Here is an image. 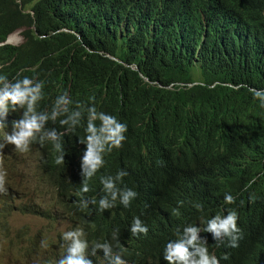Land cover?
I'll use <instances>...</instances> for the list:
<instances>
[{
    "label": "trees",
    "instance_id": "16d2710c",
    "mask_svg": "<svg viewBox=\"0 0 264 264\" xmlns=\"http://www.w3.org/2000/svg\"><path fill=\"white\" fill-rule=\"evenodd\" d=\"M17 73L43 82V101L67 92L127 125L126 139L105 155L82 194L98 199L100 175L127 171L121 186L137 196L127 209L117 203L108 212L117 227L114 251L126 264H166L160 253L173 230L221 213L225 192L235 197L227 207L238 213V247L200 235L218 259L227 255L220 264H264V109L249 92L264 88V0H0V75ZM10 114L16 119L19 110ZM62 134L63 164L54 163L47 142L39 154L55 188L49 199L0 201V252H7L0 264H50L61 253L51 237L44 250L38 234L19 243L11 213L76 226L83 128ZM133 216L146 235L127 231ZM90 258L105 264L100 250Z\"/></svg>",
    "mask_w": 264,
    "mask_h": 264
},
{
    "label": "clouds",
    "instance_id": "9594fccd",
    "mask_svg": "<svg viewBox=\"0 0 264 264\" xmlns=\"http://www.w3.org/2000/svg\"><path fill=\"white\" fill-rule=\"evenodd\" d=\"M131 67L137 70L135 66ZM43 86L42 81L20 76L19 73L12 79L0 75V191L4 190L3 185L6 189H11L17 201L18 192L14 187L18 184L17 177L22 180L30 172L36 186L28 193L27 198L34 199L37 203L47 201L50 194L55 192V188L41 169L39 160L41 146L45 142L49 143L56 153L54 163L61 165L65 156L62 132L82 127L83 136L77 137V143L84 145L79 157L81 198L75 202L80 210L74 213L76 226L70 225L61 234L57 233L55 240L51 237L50 247L57 248L61 253L56 261L50 264H93L90 257H94L97 250L102 252L105 264H126L121 250L114 251V247L119 245V240L117 227L108 212L117 203L127 209L137 196V192L132 188L121 186L123 177L128 175L127 171L119 169L114 175H100L101 195L98 199L86 198L82 194L89 191L88 181L104 166L105 155L114 148L118 149L126 139L124 133L127 131V125L115 115L98 111L95 103L85 105L73 101L67 92L58 94L52 103L48 100L43 101ZM249 92L252 99L258 102L259 108L264 109V88H249ZM17 110L18 118L14 119L13 114L8 115L10 111L13 113ZM49 122H58L59 125L65 126L64 130L58 132L56 128H50ZM32 146L33 149L29 150ZM9 157L13 158L8 161ZM27 159L32 163L29 170L24 167ZM251 183L250 181L249 184ZM249 198L251 199V196ZM234 202L235 197L225 192L221 213L211 215L209 218H199L198 225L197 222L178 225L172 233L174 238L168 239L162 245L160 259L166 261V264H220V259H227L226 254L218 259L211 253L207 247V237L200 234H211L212 241L217 247L221 245L227 248L238 247L241 238V230L237 224L238 213L235 208L227 207ZM177 203L179 205L181 202ZM194 207L200 209L201 206L196 204ZM172 214L179 215L178 208H173ZM24 215L43 219L40 215ZM1 225L0 221V228ZM127 231L136 237L146 235L148 228L139 216H133ZM12 233L15 234L13 231ZM107 237L110 238L101 242ZM40 241L42 246L44 243L47 248V240L43 237L38 240V244ZM39 247L42 250L46 249L40 245ZM3 253L7 255V252H0V256ZM254 254L255 252L252 257ZM252 259L251 261L255 262ZM30 261L38 264V260L35 259L28 260L26 264H30ZM260 262L256 261L254 264Z\"/></svg>",
    "mask_w": 264,
    "mask_h": 264
},
{
    "label": "rangeland",
    "instance_id": "374dc122",
    "mask_svg": "<svg viewBox=\"0 0 264 264\" xmlns=\"http://www.w3.org/2000/svg\"><path fill=\"white\" fill-rule=\"evenodd\" d=\"M13 37L16 40H20V36L15 33ZM31 161L30 159H27L24 163V167L26 170H29L31 168ZM27 176L24 178L17 177L18 184L15 185V189L18 192V196L16 197L17 200L23 199L26 200L28 197V193L35 188L36 182L33 180L31 173H27ZM17 176V175H15ZM5 184V183H4ZM4 190H7L8 193L11 195L13 192L11 189H6L3 185ZM35 202L36 200H31V203ZM8 224L9 227L12 229V231L17 235L18 241L22 242V237L29 233V235L35 236L36 234L40 235L39 240L44 237V239H48L49 237H52L53 240L56 239L54 236V233L51 232L52 227H54V230L56 233L61 234L63 231L67 230V227L71 224L66 220L62 218H47V219H40L34 216L30 215H24L20 213H11L8 217ZM24 240V238H23ZM42 241L39 242V245L41 247H45L44 243L43 246L41 244ZM58 242V241H57ZM56 243V241H55ZM57 249V248H55ZM58 252H55L53 254H57ZM59 255V253H58ZM58 255L56 258L52 259L51 262H55L58 258ZM7 259V255L3 253L0 256V262ZM30 264H33V261H30Z\"/></svg>",
    "mask_w": 264,
    "mask_h": 264
},
{
    "label": "bare ground",
    "instance_id": "6f19581e",
    "mask_svg": "<svg viewBox=\"0 0 264 264\" xmlns=\"http://www.w3.org/2000/svg\"><path fill=\"white\" fill-rule=\"evenodd\" d=\"M223 10H225V9H223ZM221 11H222V10H221ZM225 13H226V12H225ZM225 13H224V14H225ZM221 14H222V12H221ZM4 183H5V180H4ZM2 197L12 198V201L15 200L14 197H13V194L10 195V194L8 193L7 190L0 191V201H2V200H1ZM17 201H23V199L21 198V199H19V200H17Z\"/></svg>",
    "mask_w": 264,
    "mask_h": 264
}]
</instances>
